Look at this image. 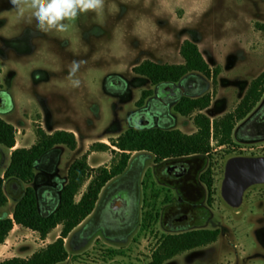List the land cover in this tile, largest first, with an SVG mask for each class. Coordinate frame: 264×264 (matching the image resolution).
Here are the masks:
<instances>
[{
    "label": "rangeland",
    "instance_id": "obj_1",
    "mask_svg": "<svg viewBox=\"0 0 264 264\" xmlns=\"http://www.w3.org/2000/svg\"><path fill=\"white\" fill-rule=\"evenodd\" d=\"M157 6H162L161 14ZM67 23L62 33L37 31L35 20L18 15L10 0H0V115L23 130L18 138L29 145L42 121L49 131L79 134L76 149L58 145L35 167L37 176L30 185L36 188L43 211L55 207H48L46 189L53 191L57 205L69 167L90 149L89 141L108 137L105 142L111 149L91 152L89 163L111 166L113 149L119 151L111 139L133 126L194 133V116H184L175 108L181 97L210 93L212 104L205 113L218 119L236 109L264 71V0H104L102 10L82 13ZM187 38L200 45L212 67H221L217 84L193 72L178 83L155 86L133 71L145 59L184 62L179 48ZM163 40L169 41L168 54L163 44L158 48ZM146 89L154 93L139 107ZM262 107L264 95L237 123L233 141L221 144L215 139L209 154L158 163L148 151L131 152L128 168L105 188L95 214L66 239L70 256L58 264H149L166 235L202 228H219V239L165 264H264V183L251 185L244 203L237 206L224 193L232 158L264 156V141L250 143L237 137L239 127ZM8 150L0 144V174L11 160ZM170 164H184L187 174L171 178ZM28 185L18 178L5 181L0 218L14 217ZM86 188L87 184L82 191ZM113 206L121 207L116 217ZM180 213L184 220L175 223ZM62 227L42 239L16 223L0 245V260L46 247Z\"/></svg>",
    "mask_w": 264,
    "mask_h": 264
},
{
    "label": "trees",
    "instance_id": "obj_2",
    "mask_svg": "<svg viewBox=\"0 0 264 264\" xmlns=\"http://www.w3.org/2000/svg\"><path fill=\"white\" fill-rule=\"evenodd\" d=\"M180 53L184 58L182 63H159L145 59L134 66L133 71L148 77L155 86L178 83L193 72L203 73L212 78L215 84L218 83L221 67L211 66L198 43L189 38L185 39ZM1 75L0 68V94L3 89ZM153 93V89L144 90L137 105L143 107L147 98ZM263 95L264 71L252 81L246 95L234 111L214 120L203 112L212 104L213 96L210 93L200 97L183 96L175 108L184 116H194L193 120L197 127L194 133L155 126H133L111 139L112 146L119 149V151L113 149L111 166L93 167L89 163L91 152L111 149L106 142L93 143L82 157L70 165L68 182L59 193L57 205L54 204L56 197L53 191L50 188L46 189L48 207L55 206L53 210L48 211L41 209L39 194L36 188L30 185L37 176L35 167L39 160L56 146L63 144L74 150L78 147L79 141L74 131L57 129L48 132L41 124L38 125L35 143L30 147L13 149L9 166L4 176L0 175V198L5 196L6 180L18 178L29 184L16 204L14 217L0 218V245L6 242L16 223L38 232L42 239H47L49 234L60 225L63 226L62 231L54 242L33 252L30 256H15L0 260V264H58L66 261L70 256L66 239L94 213L108 183L126 171L131 160V152L148 151L155 155V161L158 163L166 159L209 154L212 149V137L214 136L221 144L231 143L237 123L253 111ZM146 121L148 120L144 119L142 122ZM17 132L18 129L0 115V144L9 149L14 148L17 145ZM202 180L211 186L205 176ZM86 184V190L82 191ZM80 194L81 197L78 198ZM220 234L219 228L191 229L168 234L153 251L149 264H165L166 261L187 250L216 242Z\"/></svg>",
    "mask_w": 264,
    "mask_h": 264
},
{
    "label": "clouds",
    "instance_id": "obj_3",
    "mask_svg": "<svg viewBox=\"0 0 264 264\" xmlns=\"http://www.w3.org/2000/svg\"><path fill=\"white\" fill-rule=\"evenodd\" d=\"M18 15H28L35 20L40 32L67 31L69 23L78 15L98 12L103 9L104 0H10Z\"/></svg>",
    "mask_w": 264,
    "mask_h": 264
},
{
    "label": "water",
    "instance_id": "obj_4",
    "mask_svg": "<svg viewBox=\"0 0 264 264\" xmlns=\"http://www.w3.org/2000/svg\"><path fill=\"white\" fill-rule=\"evenodd\" d=\"M247 129H250L254 138L264 139V112L249 122ZM168 172L170 176L177 178L185 175L186 171L183 166L172 165ZM227 174L224 189L225 197L230 203L239 205L248 186L258 181H264V157L237 158L228 166Z\"/></svg>",
    "mask_w": 264,
    "mask_h": 264
},
{
    "label": "flooded vegetation",
    "instance_id": "obj_5",
    "mask_svg": "<svg viewBox=\"0 0 264 264\" xmlns=\"http://www.w3.org/2000/svg\"><path fill=\"white\" fill-rule=\"evenodd\" d=\"M2 76V75H1ZM2 78V77H1ZM122 79V78H121ZM123 81V80H122ZM3 83V82H2ZM262 112H264V107H262L261 108V110L259 111V112H257L255 115H253L251 118H249L243 125H241V127H239V129H238V131H237V137H238V139H240L241 141H246V142H250V143H255V142H258V141H264V139L263 138H254L252 135H251V133H250V129H247V124L249 123V122H251L253 119H255L258 115H260ZM43 126V125H42ZM57 130V129H56ZM262 157H264V156H262ZM262 157H256V158H262ZM238 158H248V157H244V156H241V157H238ZM172 165H179V166H183V169H185V175L187 174V171H188V168L184 165V164H170V165H168L167 166V172H168V169H169V167L170 166H172ZM168 175L170 176V174H169V172H168ZM185 175H183V176H180V177H177L178 179L179 178H182V177H184ZM171 178H174V179H177V178H175V177H172V176H170ZM258 183H264V181H258V182H255V183H252L251 185H253V184H258ZM250 185V186H251ZM250 186H248L246 189H245V191H244V193H243V198H242V202L241 203H244V197L246 196V190L250 187ZM132 208H130V206H129V212H127L126 213V215L128 216V217H130L131 216V213H132V210H131ZM113 211H112V214L114 213L115 214V217H116V213H117V215H118V213H120L121 212V207L120 206H113V209H112ZM110 211V210H109ZM108 211V212H109ZM110 215V214H109ZM184 216H185V214L184 213H180V215H179V217L178 218H174V222L175 223H181L183 220H184ZM111 217V216H110ZM182 218V220H180ZM117 222L118 221H121V220H116ZM179 221V222H178ZM262 233L264 232L263 230L261 231ZM258 233V235H259V231L257 232ZM262 244L264 245V242H262Z\"/></svg>",
    "mask_w": 264,
    "mask_h": 264
},
{
    "label": "crops",
    "instance_id": "obj_6",
    "mask_svg": "<svg viewBox=\"0 0 264 264\" xmlns=\"http://www.w3.org/2000/svg\"><path fill=\"white\" fill-rule=\"evenodd\" d=\"M162 6H157V8H156V11H158L160 14H161V12H162ZM185 40V39H184ZM184 40L182 41V43L184 42ZM160 42V41H159ZM164 42V43H163ZM169 41L168 40H163V41H161L160 43H159V46H158V48L159 49H161V46H162V44H163V46L165 47V49H166V47L167 46H165V43H166V45H167V43H168ZM182 45V44H181ZM181 45H180V48H181ZM209 47V46H208ZM180 48H179V51H180ZM156 49H157V47H156ZM212 49V47L210 46L209 48H207L206 49V52H210V50ZM203 50V49H202ZM162 51H164V50H162ZM168 52H169V50L168 49H166L165 50V54L167 53L168 54ZM204 52H205V50H204ZM165 54L163 55V56H165ZM159 86H161V85H159ZM147 104V103H146ZM145 106V105H144ZM208 109V108H207ZM207 109H205L203 112H206L207 111ZM42 123H43V127L48 131V132H54L57 128H54L53 130H51V131H49L47 128H46V125H45V123H44V121H42ZM16 127V126H15ZM18 129V128H17ZM23 130L22 129H18V132H17V145L14 147V148H12V149H9L8 150V157H11V154H12V151H13V149H15V148H17V147H30V146H32L34 143H35V141L36 140H34V139H36L37 138V136H36V138L33 136L32 137V144L31 145H29V144H25L26 142L24 141V140H20L19 138H18V135L19 134H21V133H23L22 132ZM75 133L77 134V137H79V134H78V132L77 131H75ZM35 134V133H34ZM108 140V137H105V138H103V139H101V141H103V142H105V141H107ZM95 141H89V143H88V145H89V148L91 147V145L94 143ZM98 142V141H97ZM56 148V147H55ZM54 148V149H55ZM89 150V149H88ZM94 153V152H93ZM93 154H91L90 155V157H89V160H90V158H91V156H92ZM11 159V158H10ZM11 161V160H10ZM10 161H9V163H7V165H6V168L9 166V164H10ZM92 165V164H91ZM93 167H97V166H99V164L98 165H92ZM6 170V169H5ZM5 170L0 174L1 176H4V172H5ZM114 180V179H113ZM112 180V181H113ZM68 182V178L67 179H64V184L63 185H65L66 183ZM110 183H111V181H110ZM108 185H109V183H108ZM107 185V186H108ZM106 186V187H107ZM105 187V188H106ZM105 188H104V190H105ZM103 190V191H104ZM103 193V192H102ZM101 196H102V194H101ZM100 200H101V198H100ZM99 203H100V201H99ZM99 203H98V205H99ZM98 207V206H97ZM96 210H97V208H96ZM96 210L94 211V213L93 214H95V212H96ZM93 214L91 215V216H89L86 220H88L89 218H91L92 216H93ZM85 220V221H86ZM84 221V222H85ZM83 222V223H84ZM82 223V224H83ZM81 226V224L77 227V228H79ZM60 226H58V228H59ZM76 228V229H77ZM76 229H74V231L76 230ZM60 236V234L56 237V238H58ZM54 240H52V241H50V242H53ZM33 254V253H32ZM31 254H29V255H27V256H30ZM27 256H24V257H27Z\"/></svg>",
    "mask_w": 264,
    "mask_h": 264
},
{
    "label": "bare ground",
    "instance_id": "obj_7",
    "mask_svg": "<svg viewBox=\"0 0 264 264\" xmlns=\"http://www.w3.org/2000/svg\"><path fill=\"white\" fill-rule=\"evenodd\" d=\"M237 158H232L230 161H229V165H231ZM233 206H237L238 204H232Z\"/></svg>",
    "mask_w": 264,
    "mask_h": 264
},
{
    "label": "built area",
    "instance_id": "obj_8",
    "mask_svg": "<svg viewBox=\"0 0 264 264\" xmlns=\"http://www.w3.org/2000/svg\"><path fill=\"white\" fill-rule=\"evenodd\" d=\"M214 142H215V138H214V136L212 137V144H214Z\"/></svg>",
    "mask_w": 264,
    "mask_h": 264
}]
</instances>
